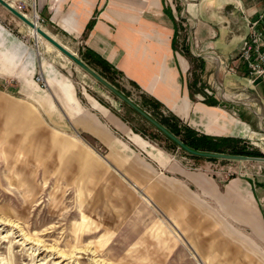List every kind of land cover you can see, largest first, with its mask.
<instances>
[{"label": "rangeland", "instance_id": "obj_1", "mask_svg": "<svg viewBox=\"0 0 264 264\" xmlns=\"http://www.w3.org/2000/svg\"><path fill=\"white\" fill-rule=\"evenodd\" d=\"M9 1L28 15L35 7L39 11L37 0ZM39 23L78 57L88 56L83 41L47 19ZM1 27L0 52L17 47L22 56L18 68L25 77L0 74V264H223L231 253L221 244L236 245L242 236L249 239L242 256L247 261L255 258L251 264H264V243L241 225L228 199L211 191V221L194 224L188 214L163 211L151 201L144 193L143 168L132 166L148 160L145 152L91 105L97 100L150 144L193 170L208 169L220 185L243 180L263 224L264 161L193 157L0 4ZM48 73L71 82L78 113L52 94ZM108 76L135 102L146 103L140 90L121 75ZM229 81L247 83L234 74L224 83ZM146 105L150 114L169 115L150 102ZM92 115L126 149L95 133ZM251 128L253 132L234 137L236 146L264 155L259 118H253ZM81 156L85 164H79Z\"/></svg>", "mask_w": 264, "mask_h": 264}, {"label": "crops", "instance_id": "obj_2", "mask_svg": "<svg viewBox=\"0 0 264 264\" xmlns=\"http://www.w3.org/2000/svg\"><path fill=\"white\" fill-rule=\"evenodd\" d=\"M37 4L53 27L83 41L86 50L100 55L141 94L157 100L164 113L176 116L199 133L245 135L253 132L255 117L264 126V87L224 83L233 75L226 72L225 65L234 61L248 33L242 9L249 14L262 11L264 0H37ZM3 30L1 27L4 36ZM17 52V47L0 52V74L25 77L24 70L18 68L22 56ZM234 75L245 78L242 68ZM46 82L66 109L78 113L70 81L48 73ZM212 98L219 103L207 101ZM91 106L145 152L148 160L139 159L132 166L143 168L144 193L163 211L188 214L193 224L211 221L212 191L214 196L233 202L241 225L264 243V224L252 191L243 180L234 178L220 185L208 169L193 170L150 144L97 100ZM84 115L90 120L91 115ZM92 122L95 133L111 145L126 149L127 145L113 138L95 116ZM81 158L85 162L80 160L79 164H85V158ZM248 240L242 236L236 245L224 241L221 247L231 256H225L223 264H251L255 258L247 261V256H242Z\"/></svg>", "mask_w": 264, "mask_h": 264}, {"label": "trees", "instance_id": "obj_3", "mask_svg": "<svg viewBox=\"0 0 264 264\" xmlns=\"http://www.w3.org/2000/svg\"><path fill=\"white\" fill-rule=\"evenodd\" d=\"M92 24H93V21H91V23L89 24V27L92 26ZM86 51L88 52V56L85 55L86 57L83 58L84 61L89 66H91L93 69H95L101 76H103L105 79L111 82L114 86H116L119 90L124 92L127 96H130V93H128L125 89L121 88L117 83L114 82V79H113L114 77L110 78L108 76L109 73L119 74V71L117 69H113L112 66L105 59H103L100 55L96 54L92 50H86ZM94 64H97V65H94ZM96 66H101L102 69L99 70ZM143 97H146L145 99L146 103L147 102H150V104L152 103V105L156 109L162 106L157 100L150 98L146 94H143ZM207 101H209V103L211 104L219 103L217 99H213V98ZM136 103L139 104L147 112L149 111L146 103L145 104L139 103V102H136ZM157 113L160 116L152 112H151V115L154 118H156L161 124H163L166 128H168L172 133L178 136L185 144H187L189 147L193 149L202 150V151L229 152V153H236V154H245V155H250V156H264L263 153L260 152L259 150H255V149L248 150L245 147L239 148L238 146H236V143L238 140H236L234 137L211 136V135H207L204 133H199L198 131L190 127L189 125L181 123V120L172 114L164 116L160 112H157ZM165 136L175 146L177 145L171 138H169L167 135ZM191 155L196 158H207V157L196 156L193 154ZM207 159L215 160V161L219 160L218 158H207Z\"/></svg>", "mask_w": 264, "mask_h": 264}, {"label": "water", "instance_id": "obj_4", "mask_svg": "<svg viewBox=\"0 0 264 264\" xmlns=\"http://www.w3.org/2000/svg\"><path fill=\"white\" fill-rule=\"evenodd\" d=\"M0 4L3 5L6 9H8L11 13L21 19L25 24L29 27L36 30L45 40H47L51 45L57 48L60 52L66 55L68 58L73 60L77 65H79L82 69H84L88 74L94 77L97 81L103 84L107 89H109L113 94H115L118 98L124 101L127 105L133 108L137 113L143 116L146 120L152 123L157 129H159L162 133L171 138L178 146L183 148L186 152L207 158H218V159H228V160H258L264 161V157L259 156H250L245 154H236V153H228V152H217V151H202L196 150L189 147L185 144L178 136L172 133L168 128H166L163 124H161L156 118H154L149 112L143 109L139 104H137L131 97L127 96L124 92L119 90L116 86H114L111 82L101 76L95 69L89 66L83 59L78 57L75 52L69 49L66 45L61 43L54 35H52L48 30L44 27L40 26L38 22L31 19L27 16L26 13L21 11L19 8L15 6L12 2L8 0H0Z\"/></svg>", "mask_w": 264, "mask_h": 264}, {"label": "built area", "instance_id": "obj_5", "mask_svg": "<svg viewBox=\"0 0 264 264\" xmlns=\"http://www.w3.org/2000/svg\"><path fill=\"white\" fill-rule=\"evenodd\" d=\"M37 8H34V12L39 14L40 11ZM242 14L248 33L242 39L234 61L225 65L226 72L237 74L242 68L248 86L256 88L262 85L264 87V10L249 14L242 9ZM29 17L33 19V15ZM40 20L45 19L39 14L37 22L42 26L39 23Z\"/></svg>", "mask_w": 264, "mask_h": 264}, {"label": "bare ground", "instance_id": "obj_6", "mask_svg": "<svg viewBox=\"0 0 264 264\" xmlns=\"http://www.w3.org/2000/svg\"><path fill=\"white\" fill-rule=\"evenodd\" d=\"M27 16H29L28 14H27ZM38 19H39V14L37 13V12H34V14H33V20H35L36 22L38 21ZM31 28V27H30ZM33 29V28H32ZM34 30V29H33ZM35 31V33H37L36 32V30H34ZM37 35H39L40 37H42L39 33H37Z\"/></svg>", "mask_w": 264, "mask_h": 264}]
</instances>
